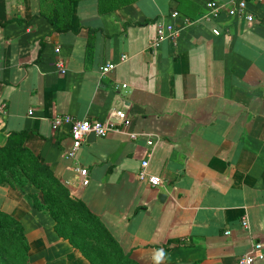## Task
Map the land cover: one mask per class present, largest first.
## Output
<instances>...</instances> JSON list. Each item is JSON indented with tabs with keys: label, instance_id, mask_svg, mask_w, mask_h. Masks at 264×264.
I'll list each match as a JSON object with an SVG mask.
<instances>
[{
	"label": "crops",
	"instance_id": "obj_1",
	"mask_svg": "<svg viewBox=\"0 0 264 264\" xmlns=\"http://www.w3.org/2000/svg\"><path fill=\"white\" fill-rule=\"evenodd\" d=\"M229 1L134 0L102 12L98 0H0V146L27 132L26 147L139 264H238L253 244L264 248V1L245 0L250 26L209 8ZM54 11L68 30H54ZM159 24L175 35L151 49ZM113 110L130 127L88 136L70 159L69 126L54 132L52 120ZM144 161L165 184L138 179ZM28 193L38 192L0 186V211L23 225L29 259L89 264Z\"/></svg>",
	"mask_w": 264,
	"mask_h": 264
},
{
	"label": "trees",
	"instance_id": "obj_2",
	"mask_svg": "<svg viewBox=\"0 0 264 264\" xmlns=\"http://www.w3.org/2000/svg\"><path fill=\"white\" fill-rule=\"evenodd\" d=\"M73 1L68 0V4ZM134 0H98L102 12L115 10ZM57 32L68 30L57 12L47 15ZM27 132H9L0 146V186L15 188L30 184L37 194H29L33 207L47 214L59 238L69 243L89 264H139L125 253L118 241L85 203L69 190L26 145ZM29 243L23 225L0 211V264H28Z\"/></svg>",
	"mask_w": 264,
	"mask_h": 264
},
{
	"label": "built area",
	"instance_id": "obj_3",
	"mask_svg": "<svg viewBox=\"0 0 264 264\" xmlns=\"http://www.w3.org/2000/svg\"><path fill=\"white\" fill-rule=\"evenodd\" d=\"M256 2H263L264 0H255ZM212 13L216 14L219 11L226 10L228 14L232 17H242L246 20L247 24L252 25L255 20L251 14L248 12L247 2L245 0H230L226 5H209ZM177 12H173L171 17H177ZM175 35V30L172 26H164V24H159L156 30L155 38L150 42L149 48L157 49L161 44L173 38ZM124 57L122 58V60ZM115 68L114 64H107L100 68V73L105 75ZM61 70V66H59ZM126 89V85L115 87L116 90ZM131 125V120L122 110H113L106 120H96L91 121L88 119L76 120L69 115L57 116L52 120L51 126L54 132H59L63 130L64 126H69V135L72 140V147L68 154V157L74 158L77 152L80 150L83 143L86 141L87 137L93 134L96 138L105 137L114 132H120L127 130ZM131 138H135L134 134H130ZM154 140L149 139L147 145L149 147L153 146ZM147 161L142 162L141 168L138 172L139 180H146L148 184L152 187H159L165 184V180L157 176H149L146 173ZM77 172L81 178V185L87 186L89 184V172L86 168H78ZM242 226L248 228V223L246 218L242 220ZM227 234V233H226ZM264 258V248L261 244L256 243L251 246V250L239 258L238 264H254L256 260H262Z\"/></svg>",
	"mask_w": 264,
	"mask_h": 264
},
{
	"label": "rangeland",
	"instance_id": "obj_4",
	"mask_svg": "<svg viewBox=\"0 0 264 264\" xmlns=\"http://www.w3.org/2000/svg\"><path fill=\"white\" fill-rule=\"evenodd\" d=\"M24 186H28V184H26V185H22V186H19V188H23ZM31 188V187H30ZM29 194H32V193H28L27 194V196L29 195ZM33 194H37V193H33ZM29 198V197H28ZM30 199V198H29ZM42 213V212H41ZM43 214H45V213H43ZM27 263L28 264H45V262H34V260H30L29 259V253H28V259H27ZM46 263H48V262H46ZM60 264H63V263H60Z\"/></svg>",
	"mask_w": 264,
	"mask_h": 264
},
{
	"label": "water",
	"instance_id": "obj_5",
	"mask_svg": "<svg viewBox=\"0 0 264 264\" xmlns=\"http://www.w3.org/2000/svg\"><path fill=\"white\" fill-rule=\"evenodd\" d=\"M96 137L93 135V134H91V135H89V137H88V139H95ZM165 196L164 195H160V196H158V199L159 200H161V199H163Z\"/></svg>",
	"mask_w": 264,
	"mask_h": 264
}]
</instances>
